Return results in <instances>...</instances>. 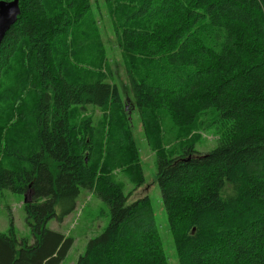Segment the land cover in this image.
<instances>
[{
    "label": "trees",
    "instance_id": "1",
    "mask_svg": "<svg viewBox=\"0 0 264 264\" xmlns=\"http://www.w3.org/2000/svg\"><path fill=\"white\" fill-rule=\"evenodd\" d=\"M66 1L20 0V16L0 44V97L21 98L38 88L31 129L5 148L16 163H0V195L27 196L33 242L18 235L11 217L8 232L0 233V264H62L75 241L48 223L72 214L82 189L106 203L111 218L76 264H172L151 199L131 201L112 176L100 173H111L136 149L131 109L117 84L72 59L67 41L92 4ZM103 3L115 15L135 110L149 140L162 139L167 118L178 136L190 139L177 156L156 149L178 264H264L263 1ZM85 41L75 50L93 58L95 48ZM93 110L102 116L95 119ZM202 126L219 135L206 153L192 136ZM129 168L135 188L144 185L142 168Z\"/></svg>",
    "mask_w": 264,
    "mask_h": 264
},
{
    "label": "rangeland",
    "instance_id": "2",
    "mask_svg": "<svg viewBox=\"0 0 264 264\" xmlns=\"http://www.w3.org/2000/svg\"><path fill=\"white\" fill-rule=\"evenodd\" d=\"M72 2L75 3V0L66 1V3ZM89 2L92 4L89 11L78 19L79 21H76L74 35L72 34L67 41L73 50L72 59H80V62L84 63L85 69L96 74H105L109 83L118 85L123 94L124 102L131 109L130 122L136 143V149L131 152L132 157L129 154L125 155L119 165L111 167V173L107 172L106 174L101 171L100 173L107 177L112 176L125 188L131 201L144 198L145 196L151 199L166 255L170 263L178 264L175 245L169 231L167 215L162 204L161 191L157 181L158 151L156 149H159L157 147H163L169 156H177L182 153L181 149L187 143L188 138L187 136H178V129L176 127L175 129L173 127L170 128L168 125H172V122L167 118V125L163 126L162 124V139L158 141L149 140L151 138H148L147 131L144 130L139 112L135 110L123 50L117 38L119 31L114 25L115 15L110 7H106L103 0H89ZM83 40H87L83 43H88L89 46L95 48L94 55L91 54L93 58L84 54L83 51H79ZM75 48L79 50H75ZM99 61L102 63L98 64ZM4 88L1 92L4 91ZM37 91L38 88L35 87L30 95L24 94L21 98L15 97L12 93L11 95L4 94L0 97V163H3L6 168L11 166L7 165L9 161L15 162V160L6 157V145L18 132L30 130L29 126H32L37 116V113H35ZM89 110L91 111V107H89ZM93 111L95 119H99L102 116L100 110ZM83 117V115L77 114L78 120L83 119ZM203 121L207 125L206 118ZM192 136H194L196 149L201 153L214 149L219 140V135L214 129L207 126L194 130ZM132 164H138L143 170L145 183L141 187L135 188L134 183L131 181L129 166ZM26 201V195L13 193L9 190L2 191L0 195V233L8 232L12 217L18 235L31 239L32 243L33 238L26 223V212L24 209ZM57 212L60 213L61 209L57 208ZM110 218V207L94 193L82 189L78 198L77 209L67 216L63 222L53 219L48 223V228L72 237L75 241L74 246L62 264H76L79 257L84 253L88 241L99 236L104 231Z\"/></svg>",
    "mask_w": 264,
    "mask_h": 264
},
{
    "label": "water",
    "instance_id": "3",
    "mask_svg": "<svg viewBox=\"0 0 264 264\" xmlns=\"http://www.w3.org/2000/svg\"><path fill=\"white\" fill-rule=\"evenodd\" d=\"M20 0L0 1V44L3 42L7 33L16 24L20 13ZM263 4H264V0Z\"/></svg>",
    "mask_w": 264,
    "mask_h": 264
},
{
    "label": "bare ground",
    "instance_id": "4",
    "mask_svg": "<svg viewBox=\"0 0 264 264\" xmlns=\"http://www.w3.org/2000/svg\"><path fill=\"white\" fill-rule=\"evenodd\" d=\"M149 199V198H148Z\"/></svg>",
    "mask_w": 264,
    "mask_h": 264
}]
</instances>
